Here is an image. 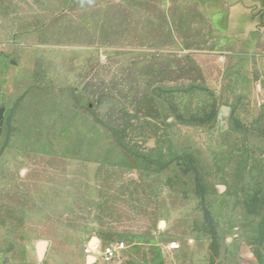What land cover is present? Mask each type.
<instances>
[{
    "label": "rangeland",
    "instance_id": "rangeland-1",
    "mask_svg": "<svg viewBox=\"0 0 264 264\" xmlns=\"http://www.w3.org/2000/svg\"><path fill=\"white\" fill-rule=\"evenodd\" d=\"M6 44L0 264H264V38L197 0H0Z\"/></svg>",
    "mask_w": 264,
    "mask_h": 264
},
{
    "label": "crops",
    "instance_id": "crops-1",
    "mask_svg": "<svg viewBox=\"0 0 264 264\" xmlns=\"http://www.w3.org/2000/svg\"><path fill=\"white\" fill-rule=\"evenodd\" d=\"M210 29L220 37L221 43L234 46L236 44L251 45L264 38V0H197ZM1 50V76L9 79L3 93L13 96L11 79L16 76L18 62L11 53L20 51V44L9 45ZM13 46L12 48H10ZM11 52V53H10ZM10 53V54H9ZM12 69H15L12 70ZM100 240L95 245L99 246ZM131 245V244H130ZM133 244L131 245V247ZM97 261L91 259V264Z\"/></svg>",
    "mask_w": 264,
    "mask_h": 264
},
{
    "label": "built area",
    "instance_id": "built-area-1",
    "mask_svg": "<svg viewBox=\"0 0 264 264\" xmlns=\"http://www.w3.org/2000/svg\"><path fill=\"white\" fill-rule=\"evenodd\" d=\"M126 249L125 242H118L114 245L99 246L96 249L87 246L86 252L88 254L93 253L94 257H99L104 262H110L115 259L121 252Z\"/></svg>",
    "mask_w": 264,
    "mask_h": 264
},
{
    "label": "water",
    "instance_id": "water-1",
    "mask_svg": "<svg viewBox=\"0 0 264 264\" xmlns=\"http://www.w3.org/2000/svg\"><path fill=\"white\" fill-rule=\"evenodd\" d=\"M5 112H6L5 108H3V107L0 108V135H1L2 124H3ZM94 242H95V240H94ZM46 248H47V242L46 241H41V242L38 243L37 251H38L39 257L43 256V254L46 251Z\"/></svg>",
    "mask_w": 264,
    "mask_h": 264
}]
</instances>
